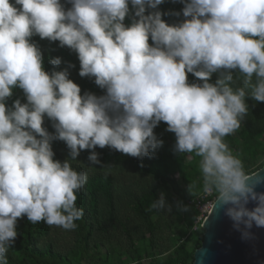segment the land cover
Returning <instances> with one entry per match:
<instances>
[{"label": "clouds", "instance_id": "9594fccd", "mask_svg": "<svg viewBox=\"0 0 264 264\" xmlns=\"http://www.w3.org/2000/svg\"><path fill=\"white\" fill-rule=\"evenodd\" d=\"M130 2L126 25L129 0H68L67 8L61 0H0V264H9L19 218L77 228V193L88 176L72 161L82 150H92L93 165L96 147L143 158L163 144L154 133L161 121L175 134V152L200 158L204 193L215 194L214 207L241 237L264 228V191L256 190L264 175L246 172L224 139L247 115V97L264 102V0H182L184 19L174 24L157 10L163 0ZM34 36L74 51L79 75L105 93L81 94L67 68L45 71ZM15 88L26 103L8 106ZM57 139L70 150L63 162L54 158ZM151 208L171 210L163 193Z\"/></svg>", "mask_w": 264, "mask_h": 264}, {"label": "trees", "instance_id": "16d2710c", "mask_svg": "<svg viewBox=\"0 0 264 264\" xmlns=\"http://www.w3.org/2000/svg\"><path fill=\"white\" fill-rule=\"evenodd\" d=\"M65 7H70L68 0H61ZM182 0H163L157 6V10L164 13L162 19L169 24L179 23L184 17ZM135 9L129 0V14L124 23L130 24L134 19ZM154 11L147 9L146 12ZM180 13V15H176ZM43 53V66L45 71L62 70V65L53 66L50 59L62 57L68 61L79 72L80 63L75 53L70 49H46L42 46L44 39L39 36L32 37ZM55 42V41H53ZM58 42V41H57ZM151 43V39L149 40ZM62 61V59H61ZM217 74L211 77V82H215ZM188 81L199 82L191 73L188 74ZM81 88V94L91 92L97 96L105 93L94 82V78L81 77L75 82ZM20 99L26 103V97L22 89L15 88L13 94L7 100V105L11 106L13 101ZM248 113L242 120L245 131L241 142L238 143L232 138V134L226 136L225 142L229 148L235 147L239 150L244 163L245 171L253 173L264 165V160L259 161V155L264 154V144L251 138L253 133L264 131V102H256L247 97ZM262 116L261 118H259ZM43 126L54 133L53 122L47 117ZM154 133L163 141V144L151 151L143 158H137L123 154L115 149L96 147L95 152L99 154V164L93 165L88 157L92 150H82L76 161H72V166L78 171H85L88 179L84 188L77 193L76 205L82 208L84 215L81 220L76 221L75 230L64 232V237L54 235V226L50 227L43 221L33 224L27 217L19 218L17 222L18 235L13 247L8 250L7 258L9 264H93L98 261L100 264H112V252L106 249L108 244L115 241L124 242L128 247H132L139 256L144 247L138 246L146 240L147 234H151L150 242L154 243L156 233L160 231L161 222L153 217L161 210L151 208L152 203L160 197L157 187L168 188L174 191L177 199L186 202L191 209L189 214L190 226L196 225L195 221L201 215L198 209L199 202H205L202 188V174L198 166L196 157L192 161H187L189 153H177L174 151L176 137L173 132L167 130V124L161 121L155 128ZM52 148L55 159L63 162L69 158V149L65 142L54 140ZM259 162V163H258ZM102 168V166H104ZM122 165L128 166L132 172L137 174L135 181H140L141 175L150 177L153 185L135 184L134 189L124 184L119 186L117 178L120 173L118 168ZM134 177V178H135ZM189 184L194 185L193 194L189 192ZM125 195L121 191L127 192ZM210 199L215 200V194ZM123 205V207H122ZM203 219L197 221V232L204 229ZM196 235L192 231L191 237ZM59 237L60 239H56ZM201 240L197 243L196 249L201 246ZM185 244L177 247L175 252L164 259H156L149 264H192L194 261V251L188 252ZM106 249V250H105ZM122 262V260H120ZM136 264H142L138 262Z\"/></svg>", "mask_w": 264, "mask_h": 264}, {"label": "rangeland", "instance_id": "374dc122", "mask_svg": "<svg viewBox=\"0 0 264 264\" xmlns=\"http://www.w3.org/2000/svg\"><path fill=\"white\" fill-rule=\"evenodd\" d=\"M42 46L45 47L46 49H54V50L65 49V48L69 49L67 46L61 47L59 45V42L57 41L53 42L47 39L43 40ZM59 55L61 56L62 59L61 62L62 70L67 68L69 72V78L74 82H76L79 78V72L74 68V66L70 67L71 64L62 57V54L60 52ZM75 56L77 57L76 53ZM261 117L262 116H260L259 118ZM245 129L246 128L244 124L241 122L239 129H237L232 134V138H234L236 142L240 143ZM251 138H253V140L256 141H261L264 144V131H257L256 133H253V136ZM231 151L234 155H237L240 159L242 158L237 148L232 147ZM258 157H259V161L264 160V154L259 155ZM193 159L194 156L192 154L187 156V161H192ZM196 160L199 166V160L198 159ZM118 172L120 173V175H118L117 178V184L119 186H124V184H126L128 186H131L132 189H134V187H136L135 184L148 185V186L154 184L153 180L146 175H141L140 181L136 182L135 176L137 174L136 173L134 174L128 166L122 165L121 167L118 168ZM134 182L136 183L134 184ZM129 190L131 189H128L127 192L124 191L121 192L127 195ZM157 191L160 195L162 193L164 194L167 204L170 206L171 210L169 211L167 208L162 209L157 215H155V217H153L155 220L157 219L161 222L160 231L156 233V236L154 238L155 242L154 243L150 242L151 234L150 233L147 234L144 243L137 244L138 246L144 247V250L138 256L132 247H128L127 245L124 244V242L121 243L120 241L113 240L108 244L106 248L112 252V258H111L112 264H136L138 262H141L142 264H149L153 260L164 259L166 256L174 253L176 248L177 247L179 248L183 244H185L186 246L185 248L187 249L188 252L196 250L197 243L201 240V236L204 235L202 231L197 232V230H199L197 221L201 218L205 219L208 213L210 212L209 207H207L208 204H206V206L205 205L202 206V204L197 205L199 210L201 208L202 213L199 216V218L195 221L196 225L190 226L188 218H189V214H191V209L187 206V210H182L178 206L180 203H182L183 205H187L186 202L177 199L176 194L171 189L157 187ZM192 231L196 232V235L194 237H191ZM64 232H65L64 229L54 226L55 236L60 235L64 237ZM56 239L58 240L60 238L57 237ZM120 260H122V262H120ZM87 263L88 261H85V264ZM93 264H100V263L96 261Z\"/></svg>", "mask_w": 264, "mask_h": 264}, {"label": "water", "instance_id": "95a60500", "mask_svg": "<svg viewBox=\"0 0 264 264\" xmlns=\"http://www.w3.org/2000/svg\"><path fill=\"white\" fill-rule=\"evenodd\" d=\"M264 175V165L251 173ZM257 191H264V185ZM255 206L249 202L248 207ZM204 229L201 246L194 252L192 264H264V228L253 226L251 239H243L234 229L233 222L214 202L202 223Z\"/></svg>", "mask_w": 264, "mask_h": 264}, {"label": "built area", "instance_id": "2783aa9c", "mask_svg": "<svg viewBox=\"0 0 264 264\" xmlns=\"http://www.w3.org/2000/svg\"><path fill=\"white\" fill-rule=\"evenodd\" d=\"M213 194H214V193H213ZM213 194H206V193H204L203 197H204V199L206 198V200H205V202H203V203H202V202H199L198 205L202 204V206H203V205L206 206V204H208L207 207H209V210H210V208L212 207V204H213V202H214L215 200L210 199L209 197H211ZM200 210H201V208H200ZM201 212H202V210H201ZM208 212H209V211H208Z\"/></svg>", "mask_w": 264, "mask_h": 264}]
</instances>
